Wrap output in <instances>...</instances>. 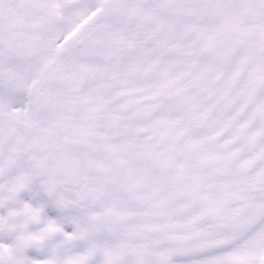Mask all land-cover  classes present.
<instances>
[{
    "label": "snow or ice",
    "instance_id": "6c2138e0",
    "mask_svg": "<svg viewBox=\"0 0 264 264\" xmlns=\"http://www.w3.org/2000/svg\"><path fill=\"white\" fill-rule=\"evenodd\" d=\"M0 264H264V0H0Z\"/></svg>",
    "mask_w": 264,
    "mask_h": 264
}]
</instances>
